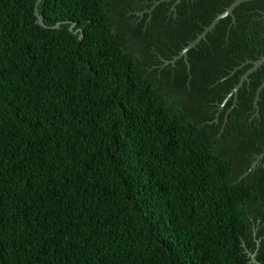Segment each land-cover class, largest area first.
Masks as SVG:
<instances>
[{"label": "trees", "instance_id": "1", "mask_svg": "<svg viewBox=\"0 0 264 264\" xmlns=\"http://www.w3.org/2000/svg\"><path fill=\"white\" fill-rule=\"evenodd\" d=\"M155 1L0 0V264H264V0Z\"/></svg>", "mask_w": 264, "mask_h": 264}, {"label": "water", "instance_id": "2", "mask_svg": "<svg viewBox=\"0 0 264 264\" xmlns=\"http://www.w3.org/2000/svg\"><path fill=\"white\" fill-rule=\"evenodd\" d=\"M162 1H172V0H157L155 1V3L147 10H144V11H141V12H138L139 15H143L144 12H148L151 14L152 10L155 8L156 5H158L160 2ZM175 4L179 3L181 0H173ZM245 1H250V0H235L234 2H232L223 12L219 13L214 19L213 21L205 27V29L191 42H189L180 52L178 55L174 56L173 59L171 60H166L165 61V64H168V63H175V61L181 57H184L185 60L187 61L188 63V68H190V64L188 62V54L187 52L195 47L201 39H204L207 35V33L209 31H212L214 29V27L216 26V24L219 22V20L223 17H226L228 15H231L233 17V22L235 21V17H234V14H233V11L235 9L236 6H238L239 4H241L242 2H245ZM42 2V0H37L36 2V8H35V13H36V16H37V21L39 24L43 25V26H46L45 23H44V17L39 13L38 11V7L40 5V3ZM172 9H174V5L172 6ZM75 23H72L71 26H70V30H73V28L75 27ZM60 26V22L57 23L55 25V27H59ZM81 29H76L74 32L77 33L78 31H80ZM245 63H251L252 66L243 74V76L241 77L240 81L236 84V86L232 89L231 93L227 96V98L225 99L224 103L226 102V100L231 97L232 95L235 96V102H234V105L236 103V99H237V93H238V90L241 86H243L244 84V81L245 80H248L249 79V75L254 72L255 70H257L263 63H264V56L260 57L259 59L257 60H247ZM234 72V70L232 71V73ZM231 73V74H232ZM264 87V80L263 82L260 84V86L257 88L256 90V93H255V99H254V108L256 109V115L259 114V105H258V101H259V98H260V92L261 90L263 89ZM224 104H221L220 108H223ZM264 156V152L260 155V157H263ZM253 166H255V163L253 164ZM255 255L256 253H252V260L253 262H257L256 259H255ZM258 263V262H257ZM260 264V263H258Z\"/></svg>", "mask_w": 264, "mask_h": 264}, {"label": "flooded vegetation", "instance_id": "3", "mask_svg": "<svg viewBox=\"0 0 264 264\" xmlns=\"http://www.w3.org/2000/svg\"><path fill=\"white\" fill-rule=\"evenodd\" d=\"M261 155V154H260ZM260 155H257V157L254 159V161L252 162L253 163H256L258 164L259 162L263 163L264 164V157H260Z\"/></svg>", "mask_w": 264, "mask_h": 264}]
</instances>
